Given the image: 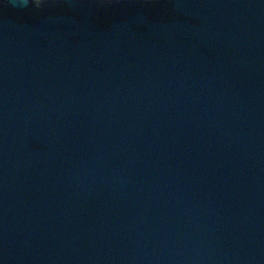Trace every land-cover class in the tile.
Returning <instances> with one entry per match:
<instances>
[{"label": "water", "instance_id": "95a60500", "mask_svg": "<svg viewBox=\"0 0 264 264\" xmlns=\"http://www.w3.org/2000/svg\"><path fill=\"white\" fill-rule=\"evenodd\" d=\"M0 264H264V0H0Z\"/></svg>", "mask_w": 264, "mask_h": 264}]
</instances>
